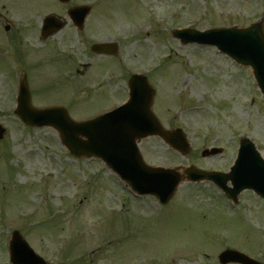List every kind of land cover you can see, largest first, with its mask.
I'll return each mask as SVG.
<instances>
[{"label": "rangeland", "instance_id": "rangeland-1", "mask_svg": "<svg viewBox=\"0 0 264 264\" xmlns=\"http://www.w3.org/2000/svg\"><path fill=\"white\" fill-rule=\"evenodd\" d=\"M54 1L0 0V264L2 235L13 230L53 264H219L227 248L264 264V201L254 193L233 205L209 183L185 182L161 206L134 196L100 161L73 158L54 130L27 127L15 115L16 70H27L37 107L64 106L77 121L113 108L121 93L115 84L90 93L97 75L78 67L90 63L91 74L99 58L89 59L79 42L120 41L131 75L149 77L164 127L182 128L192 145L183 156L159 138L145 139L149 164L228 171L242 137L264 156V98L250 68L171 35L184 27H247L264 17V0ZM73 5L92 6L82 36L68 25L42 45L35 33L43 17L67 18ZM211 146L224 153L203 158Z\"/></svg>", "mask_w": 264, "mask_h": 264}, {"label": "water", "instance_id": "water-1", "mask_svg": "<svg viewBox=\"0 0 264 264\" xmlns=\"http://www.w3.org/2000/svg\"><path fill=\"white\" fill-rule=\"evenodd\" d=\"M87 13L88 9H83L74 16L81 27ZM48 22L51 24L50 21ZM62 26L58 23L53 24V29H46L47 35L50 32H56ZM174 36L181 39L183 44L195 42L215 45L239 64L251 66L264 94L262 22L248 29H215L204 33L186 29L176 31ZM96 48L94 49L99 50L101 46ZM131 89V105L121 107L104 117L77 123L63 108L33 107L30 90L24 78L16 114L27 125L52 127L59 133L63 144L73 155L103 159L122 180L130 185L134 192L141 195H154L161 202L166 203L174 195L183 179L177 170L155 169L146 165L139 153L137 141L149 135H158L183 153H186L188 144L181 130L174 132L164 130L152 113L154 91L146 78L134 77L131 81ZM3 134L4 130L0 127V138ZM186 172L189 181L215 180L213 174L198 171L194 167L186 169ZM222 178H216L218 181L215 180V182L234 200H237L238 194L245 189H253L258 195L264 197V160L250 139L245 138L241 141L239 157L232 173ZM228 180H231L234 189L226 188ZM15 247L17 250L13 251V260L17 264H48L29 248L18 233H15ZM219 260L223 264L233 262L258 264L235 251L224 252Z\"/></svg>", "mask_w": 264, "mask_h": 264}, {"label": "flooded vegetation", "instance_id": "flooded-vegetation-1", "mask_svg": "<svg viewBox=\"0 0 264 264\" xmlns=\"http://www.w3.org/2000/svg\"><path fill=\"white\" fill-rule=\"evenodd\" d=\"M102 58H107V57H102ZM69 64L70 63L68 61H66L64 63L65 67H67ZM129 64L131 65V58L129 60ZM82 74L85 75V72H83ZM109 74H112V73H110V70H109V63H105L104 65H102V68H101V71H100V76H105V75H109ZM119 81H120L119 78L116 77L115 75H113L110 80L107 79L106 82H101V85H114V84L118 83ZM83 85L86 86L85 84H83Z\"/></svg>", "mask_w": 264, "mask_h": 264}]
</instances>
